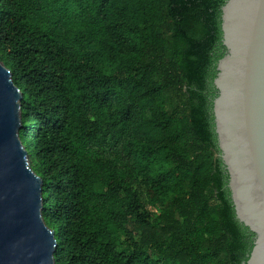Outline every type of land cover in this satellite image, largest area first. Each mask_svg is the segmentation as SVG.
Instances as JSON below:
<instances>
[{
    "label": "trees",
    "instance_id": "obj_1",
    "mask_svg": "<svg viewBox=\"0 0 264 264\" xmlns=\"http://www.w3.org/2000/svg\"><path fill=\"white\" fill-rule=\"evenodd\" d=\"M226 0H0V60L56 264H242L213 83Z\"/></svg>",
    "mask_w": 264,
    "mask_h": 264
},
{
    "label": "water",
    "instance_id": "obj_2",
    "mask_svg": "<svg viewBox=\"0 0 264 264\" xmlns=\"http://www.w3.org/2000/svg\"><path fill=\"white\" fill-rule=\"evenodd\" d=\"M226 53L217 62L213 115L237 219L254 233L242 264H264V0H226ZM23 91L0 60V264H56L43 217V179L20 138Z\"/></svg>",
    "mask_w": 264,
    "mask_h": 264
},
{
    "label": "rangeland",
    "instance_id": "obj_3",
    "mask_svg": "<svg viewBox=\"0 0 264 264\" xmlns=\"http://www.w3.org/2000/svg\"><path fill=\"white\" fill-rule=\"evenodd\" d=\"M21 138V137H20ZM30 158V157H29Z\"/></svg>",
    "mask_w": 264,
    "mask_h": 264
}]
</instances>
